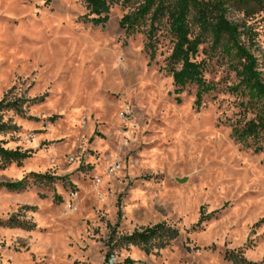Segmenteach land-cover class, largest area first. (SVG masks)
Here are the masks:
<instances>
[{
  "label": "rangeland",
  "instance_id": "374dc122",
  "mask_svg": "<svg viewBox=\"0 0 264 264\" xmlns=\"http://www.w3.org/2000/svg\"><path fill=\"white\" fill-rule=\"evenodd\" d=\"M139 3L116 1L94 25L85 0H0V101L22 104L0 140L32 151L0 168V264H264V151L235 139L233 124L254 114L229 90L231 61L203 44L215 89L200 107L194 85L178 102L167 25L153 59L149 22L130 35L120 26ZM254 25L264 70V11ZM23 135L53 138L33 149ZM109 165L121 174L105 180ZM160 223L178 231L165 247L125 245Z\"/></svg>",
  "mask_w": 264,
  "mask_h": 264
},
{
  "label": "trees",
  "instance_id": "16d2710c",
  "mask_svg": "<svg viewBox=\"0 0 264 264\" xmlns=\"http://www.w3.org/2000/svg\"><path fill=\"white\" fill-rule=\"evenodd\" d=\"M86 19L94 25H105L109 20L110 5L119 0H85ZM124 4L134 0H122ZM138 7L125 15L120 26L127 34L141 30L149 22L146 47L151 59L155 55V33L163 23L173 39L172 52L167 58L165 71L173 77L176 99L187 87L196 86V105L200 107L205 94L215 87L205 79V60H198L200 47L210 41L213 50L221 49L223 56L231 61L236 83L229 90L242 99L244 111H251L254 117L246 122L233 124L236 141L264 151V70L256 54L258 32L254 25L257 16L264 11V0H139ZM238 14L239 17H235ZM195 26V30H194ZM41 98H34V100ZM19 100L0 101V134L16 129L11 119H6L8 110L20 111ZM52 119H55L53 117ZM0 140V168L12 162H22L31 156V150L9 149ZM51 180L52 176H48ZM24 181L5 182L12 190H19ZM178 234L166 223L136 230L126 237V244L138 245L150 252L165 247ZM111 256L107 253V259ZM251 264H259L250 262ZM106 264H110L107 260Z\"/></svg>",
  "mask_w": 264,
  "mask_h": 264
},
{
  "label": "clouds",
  "instance_id": "9594fccd",
  "mask_svg": "<svg viewBox=\"0 0 264 264\" xmlns=\"http://www.w3.org/2000/svg\"><path fill=\"white\" fill-rule=\"evenodd\" d=\"M124 111L127 112V111H129V109L125 108ZM122 122H124V123H128V121H122ZM129 126L131 127V124H130ZM24 127H25L26 129L31 130L32 128L41 127V125L25 124ZM49 129H50L51 131H53V132L55 131V129H52V128H51V125H49ZM124 135H127V136L129 137V139L132 138V134H131V133H125ZM52 138H53V137H52L51 135L48 136V137L34 136V137L32 138V140L29 142V137H28V135H23L24 147H25V148H33V149H36V148L39 147V142H40L42 139H52ZM0 139H4V137H0ZM121 143H124V141L122 140ZM6 147H7V148H10V149H15V148H16V144H12V143H10V144L6 145ZM48 151H49L50 153H53V154H54V149H49ZM39 154H40L41 156H44V155H45L44 152H40ZM118 159H119V157L114 155V156H113V163H114L116 160H118ZM75 166H76V165L73 164V167H75ZM109 167H111V173L105 177V180L112 179V178H113L112 174H114L115 176H119V175L121 174L119 168H117V167H112V165H109ZM29 170H30V169H29ZM9 175H12V173H9ZM16 177H17L18 179H19V178H22V173H16ZM104 182H105V181H98V184L102 186ZM102 198H103V197H102ZM133 258L135 259L136 257L134 256Z\"/></svg>",
  "mask_w": 264,
  "mask_h": 264
}]
</instances>
